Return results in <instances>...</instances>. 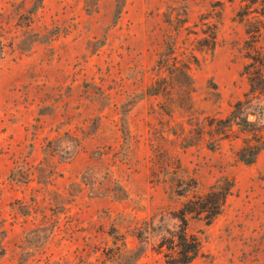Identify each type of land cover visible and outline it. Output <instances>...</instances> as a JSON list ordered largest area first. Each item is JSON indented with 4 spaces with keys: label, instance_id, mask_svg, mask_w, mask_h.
<instances>
[{
    "label": "rangeland",
    "instance_id": "1",
    "mask_svg": "<svg viewBox=\"0 0 264 264\" xmlns=\"http://www.w3.org/2000/svg\"><path fill=\"white\" fill-rule=\"evenodd\" d=\"M247 99L264 134V0H0V264H166L222 177L193 264H264V151L211 133Z\"/></svg>",
    "mask_w": 264,
    "mask_h": 264
},
{
    "label": "trees",
    "instance_id": "2",
    "mask_svg": "<svg viewBox=\"0 0 264 264\" xmlns=\"http://www.w3.org/2000/svg\"><path fill=\"white\" fill-rule=\"evenodd\" d=\"M256 80H252L253 87ZM254 89L253 92H256ZM249 95H246L248 98ZM248 99L238 101L233 106L230 116L226 120L213 119L211 133L217 137H230L242 141V148L237 153L239 161L247 165L254 164L264 151V134L255 123L250 121ZM214 123H217L214 127ZM237 128V130H235ZM218 141V140H216ZM235 184L227 177L217 180L207 194H201L188 201L180 210L182 225L179 230L169 231L170 237L159 244V254H163L166 264H193L201 255L202 242L188 232L189 217L203 218L208 225L222 214L227 198L231 195Z\"/></svg>",
    "mask_w": 264,
    "mask_h": 264
}]
</instances>
